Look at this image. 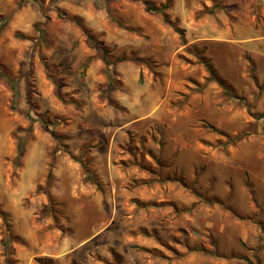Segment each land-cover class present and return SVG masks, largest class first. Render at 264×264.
Listing matches in <instances>:
<instances>
[{
  "label": "rangeland",
  "instance_id": "374dc122",
  "mask_svg": "<svg viewBox=\"0 0 264 264\" xmlns=\"http://www.w3.org/2000/svg\"><path fill=\"white\" fill-rule=\"evenodd\" d=\"M263 113L264 0H0V264H264Z\"/></svg>",
  "mask_w": 264,
  "mask_h": 264
},
{
  "label": "trees",
  "instance_id": "16d2710c",
  "mask_svg": "<svg viewBox=\"0 0 264 264\" xmlns=\"http://www.w3.org/2000/svg\"><path fill=\"white\" fill-rule=\"evenodd\" d=\"M144 3H145V6H146V9H147L148 11H153V12H156V13L160 14V15L162 16V18H163V21H164L166 24L172 26V27L175 29V32L179 33L181 36L183 35V31L177 29V28H176V27L170 22V20H169L167 14L165 13V10L167 9V4H164V5H162V6H160V7L157 8V7H154V6L150 5L148 2H144ZM212 12H213V11L211 10L210 12H207V13H212ZM200 15H201V14H200ZM101 51H102V54H103L104 63L106 64V66H108L109 64H107V61H106L107 51L104 50V49H101ZM119 61H121V60H119ZM122 61H123V60H122ZM204 65H205V68H206V70H207V72H208V74H209V80L212 81V82L217 83V84H218L222 89H224V91L226 92L225 89H227V88H226L224 82H223L222 80H220V79L216 76V74H215V72L213 71V69L211 68V66H210L208 63H205ZM84 66L87 67V64H85ZM108 69H109V68H108ZM6 82H7L8 84H10V85H12V83H13V82H12L11 80H9V79H6ZM57 96L60 98L59 94H57ZM259 119L264 120V113L261 114V115L259 116ZM242 139H244V136H243V135H237V136H235V137L232 138L231 143H232V144H236L237 142L241 141ZM22 154H23V145H22L21 143H18V144H17L16 161L19 160V158L21 157ZM49 176H50V175H49ZM0 217H1V218L4 217V215H3L1 212H0ZM4 247H5V249L7 248V244H6V243H4Z\"/></svg>",
  "mask_w": 264,
  "mask_h": 264
}]
</instances>
